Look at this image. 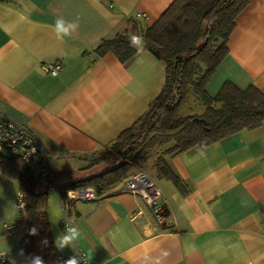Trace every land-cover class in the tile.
<instances>
[{
    "label": "crops",
    "instance_id": "crops-1",
    "mask_svg": "<svg viewBox=\"0 0 264 264\" xmlns=\"http://www.w3.org/2000/svg\"><path fill=\"white\" fill-rule=\"evenodd\" d=\"M172 2L0 0V106L7 117L29 125L50 157L57 186L87 177L89 154L141 118L165 83V63L144 47L124 63L110 52L95 54V47L128 29L131 20L151 26ZM57 14L78 19V34L57 39ZM226 46L207 93L213 97L231 83L264 94V0H249ZM47 63L62 68L51 76L41 70ZM164 159L182 189L152 167L162 223L141 198L117 192L119 184L74 204L81 237L59 249L60 196L50 191L57 254L71 258L76 245L88 264H264V124ZM18 190V181L0 170V251L10 264H31L20 244L24 220L4 230L17 218Z\"/></svg>",
    "mask_w": 264,
    "mask_h": 264
},
{
    "label": "trees",
    "instance_id": "trees-1",
    "mask_svg": "<svg viewBox=\"0 0 264 264\" xmlns=\"http://www.w3.org/2000/svg\"><path fill=\"white\" fill-rule=\"evenodd\" d=\"M248 2L173 0L151 26L143 28L131 20L128 29L101 40L94 53L102 56L110 52L124 63L137 53V48L130 46L129 36H142V47L166 65L165 83L145 114L109 144L119 162L99 173H91L93 168L107 161L108 151L90 157L87 177L57 186L62 200L68 190L85 186L94 187L99 196L105 194L131 175V169L146 160L148 151L154 148H162L154 164L156 173L182 189V181L167 165L164 155L193 147L204 148L228 135L264 123V94L257 88L239 89L225 83L213 97L206 91L207 81L227 53L226 45L235 19ZM189 93L202 103L204 110L181 116V106ZM0 170L16 179L19 190L25 194L21 212L25 231L21 248L30 259L39 256L44 264H55L58 254L48 212L53 180L46 166L38 153L22 160L11 147L0 143ZM33 228L35 235L30 234Z\"/></svg>",
    "mask_w": 264,
    "mask_h": 264
},
{
    "label": "built area",
    "instance_id": "built-area-1",
    "mask_svg": "<svg viewBox=\"0 0 264 264\" xmlns=\"http://www.w3.org/2000/svg\"><path fill=\"white\" fill-rule=\"evenodd\" d=\"M141 16L144 15L142 14ZM61 68L62 66L59 63H47L41 65V70L51 76H56L60 72ZM0 143L11 147L15 154L22 160H28L31 155L38 153V158L44 163L53 180L50 191L58 193L57 184L54 181V177L49 169V155L44 150L37 137L33 134L29 125L7 117L1 106ZM117 192L129 193L131 195L138 196L147 205L156 221L158 223L163 222L164 215L163 207L160 203V189L153 178L145 171H138L126 177L122 181ZM98 197L99 195L97 194V191L92 186L68 190L66 198L64 200L60 198L62 209L61 228L63 232L66 231L67 227H75V219L72 214L74 204L79 201L95 200ZM24 203L25 194L23 191L18 190L16 195L17 218L13 223L4 225L5 231H9L11 228L20 224L22 220L21 212L23 210ZM74 255H77L80 258V264H88L84 251L76 245H74ZM68 259L69 257L57 255L55 264H65ZM0 264H10L7 255L3 251H0Z\"/></svg>",
    "mask_w": 264,
    "mask_h": 264
},
{
    "label": "clouds",
    "instance_id": "clouds-1",
    "mask_svg": "<svg viewBox=\"0 0 264 264\" xmlns=\"http://www.w3.org/2000/svg\"><path fill=\"white\" fill-rule=\"evenodd\" d=\"M80 21L78 19L68 20L61 14H57L54 24L52 25V30L55 36L59 40H63L65 37H71L74 34H78L80 29ZM130 46L137 48L139 51L143 45V37L132 34L129 36ZM203 155V153H201ZM30 234L35 235L36 229L30 230ZM81 237V233L76 227H67L66 231L56 238V246L59 249L65 247H72L73 243L76 242ZM31 264H44V261L39 256H34L31 259ZM65 264H80V258L77 255L69 258Z\"/></svg>",
    "mask_w": 264,
    "mask_h": 264
},
{
    "label": "rangeland",
    "instance_id": "rangeland-1",
    "mask_svg": "<svg viewBox=\"0 0 264 264\" xmlns=\"http://www.w3.org/2000/svg\"><path fill=\"white\" fill-rule=\"evenodd\" d=\"M203 109H204V106L202 105V103L192 93H189L187 99L185 100V102L181 106L179 115L183 116L186 114L200 113V111H203ZM106 151H108L107 152V157H108L107 161H105L102 165L93 168L91 170V173H99L102 170H104L108 167H112L119 162V158L117 157L115 150H113L111 148V145H107L105 147L100 148L99 150H96L91 155H89L88 158L93 157V156H100L102 153H105ZM161 153H162V148L161 149L160 148H154V149L149 150L148 151V154H149L148 160L146 159V160L141 161L140 165L131 169L129 174H134L135 172H138V171H145L146 173H148L153 178L152 167H154L155 163H154V161H152V159L154 158V155H156V154L160 155ZM49 169L51 171V174L54 177L55 173L53 172V170L50 166V161H49ZM89 174H90V172L88 173V175ZM151 215L153 216V214H151Z\"/></svg>",
    "mask_w": 264,
    "mask_h": 264
}]
</instances>
